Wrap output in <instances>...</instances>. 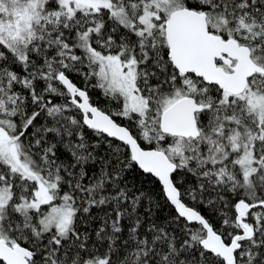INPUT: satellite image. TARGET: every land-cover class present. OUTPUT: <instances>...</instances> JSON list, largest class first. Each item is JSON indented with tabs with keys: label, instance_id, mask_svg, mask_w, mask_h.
Listing matches in <instances>:
<instances>
[{
	"label": "snow or ice",
	"instance_id": "1",
	"mask_svg": "<svg viewBox=\"0 0 264 264\" xmlns=\"http://www.w3.org/2000/svg\"><path fill=\"white\" fill-rule=\"evenodd\" d=\"M0 264H264V0H0Z\"/></svg>",
	"mask_w": 264,
	"mask_h": 264
},
{
	"label": "trees",
	"instance_id": "2",
	"mask_svg": "<svg viewBox=\"0 0 264 264\" xmlns=\"http://www.w3.org/2000/svg\"><path fill=\"white\" fill-rule=\"evenodd\" d=\"M94 99H99L100 106L103 107L106 104V101L102 98L101 93L99 91H95L92 93ZM108 107H111V105H108ZM137 177V183L142 184L143 188L145 190H151L152 192L156 193L157 195H161V188L159 186L158 181L155 180V178L151 176H145L142 172L137 170L135 173ZM168 214V209H165L163 215Z\"/></svg>",
	"mask_w": 264,
	"mask_h": 264
}]
</instances>
